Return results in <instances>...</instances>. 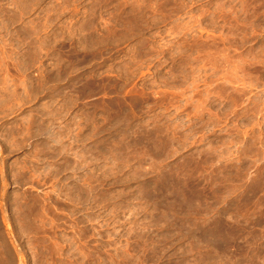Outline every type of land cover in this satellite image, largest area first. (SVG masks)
Returning a JSON list of instances; mask_svg holds the SVG:
<instances>
[{
  "label": "rangeland",
  "instance_id": "1",
  "mask_svg": "<svg viewBox=\"0 0 264 264\" xmlns=\"http://www.w3.org/2000/svg\"><path fill=\"white\" fill-rule=\"evenodd\" d=\"M0 264H264V0H0Z\"/></svg>",
  "mask_w": 264,
  "mask_h": 264
},
{
  "label": "bare ground",
  "instance_id": "2",
  "mask_svg": "<svg viewBox=\"0 0 264 264\" xmlns=\"http://www.w3.org/2000/svg\"><path fill=\"white\" fill-rule=\"evenodd\" d=\"M90 88V87H89ZM72 98V97H71ZM40 132H42L44 135H48V138L52 139L55 143H60L61 141L59 138L61 137L60 134L54 132L53 128L51 129H40ZM19 228H21V231L25 234L28 233V231L31 229L29 226L21 225Z\"/></svg>",
  "mask_w": 264,
  "mask_h": 264
}]
</instances>
